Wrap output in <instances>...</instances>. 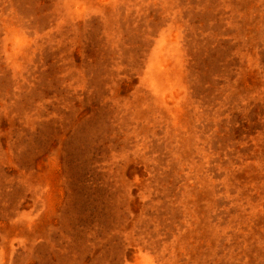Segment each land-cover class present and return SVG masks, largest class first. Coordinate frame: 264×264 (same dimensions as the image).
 I'll return each instance as SVG.
<instances>
[{"label":"rangeland","instance_id":"obj_1","mask_svg":"<svg viewBox=\"0 0 264 264\" xmlns=\"http://www.w3.org/2000/svg\"><path fill=\"white\" fill-rule=\"evenodd\" d=\"M0 264H264V0H0Z\"/></svg>","mask_w":264,"mask_h":264}]
</instances>
